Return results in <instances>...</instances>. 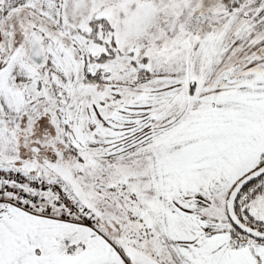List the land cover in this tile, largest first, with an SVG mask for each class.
Here are the masks:
<instances>
[{
    "label": "snow or ice",
    "instance_id": "6c2138e0",
    "mask_svg": "<svg viewBox=\"0 0 264 264\" xmlns=\"http://www.w3.org/2000/svg\"><path fill=\"white\" fill-rule=\"evenodd\" d=\"M0 264H264V0H0Z\"/></svg>",
    "mask_w": 264,
    "mask_h": 264
}]
</instances>
